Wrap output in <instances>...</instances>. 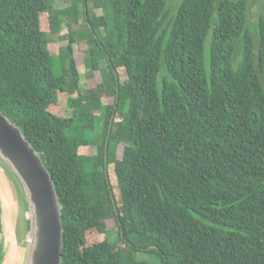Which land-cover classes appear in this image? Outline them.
<instances>
[{
  "label": "trees",
  "instance_id": "1",
  "mask_svg": "<svg viewBox=\"0 0 264 264\" xmlns=\"http://www.w3.org/2000/svg\"><path fill=\"white\" fill-rule=\"evenodd\" d=\"M0 110L53 178L61 264H264V0H0Z\"/></svg>",
  "mask_w": 264,
  "mask_h": 264
},
{
  "label": "water",
  "instance_id": "2",
  "mask_svg": "<svg viewBox=\"0 0 264 264\" xmlns=\"http://www.w3.org/2000/svg\"><path fill=\"white\" fill-rule=\"evenodd\" d=\"M0 167L17 182L25 206L22 220L14 221L24 236L21 264H61L62 216L53 178L22 129L1 110Z\"/></svg>",
  "mask_w": 264,
  "mask_h": 264
},
{
  "label": "rangeland",
  "instance_id": "3",
  "mask_svg": "<svg viewBox=\"0 0 264 264\" xmlns=\"http://www.w3.org/2000/svg\"><path fill=\"white\" fill-rule=\"evenodd\" d=\"M261 0H249V21H252L255 17L256 10L258 9L259 3ZM60 0H56L58 5ZM99 12V10H98ZM63 30H65L63 28ZM51 41L48 44V48L52 54V70L55 75H58L61 71V64L58 60V49L61 45L65 44V40H59L54 34L50 35ZM76 52L75 56L79 59V69H80V86H91L95 84L98 78H89L87 77V66L82 64L81 55L79 49H74ZM65 101L64 97H60V103L63 104ZM112 97L104 96L103 102L110 103ZM66 114H70V109L65 111ZM86 136H90V131L85 132ZM93 135V134H92ZM91 135V136H92ZM95 147L90 148V152L94 151ZM8 173L1 168L0 171V242L4 248V256L1 264H21L23 255H24V236L16 231V220H22V212L24 209V203L21 199V193L18 188L17 182L12 179L14 182L9 180ZM16 217L18 219H16ZM15 221V222H14ZM86 241H89L92 237L86 234ZM99 235H95L93 240H98ZM139 258H148V254L139 252L137 254Z\"/></svg>",
  "mask_w": 264,
  "mask_h": 264
},
{
  "label": "crops",
  "instance_id": "4",
  "mask_svg": "<svg viewBox=\"0 0 264 264\" xmlns=\"http://www.w3.org/2000/svg\"><path fill=\"white\" fill-rule=\"evenodd\" d=\"M0 171H1V167H0Z\"/></svg>",
  "mask_w": 264,
  "mask_h": 264
}]
</instances>
